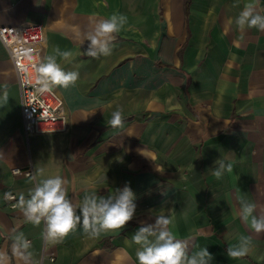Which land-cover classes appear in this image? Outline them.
Segmentation results:
<instances>
[{"label": "crops", "instance_id": "0c3cea01", "mask_svg": "<svg viewBox=\"0 0 264 264\" xmlns=\"http://www.w3.org/2000/svg\"><path fill=\"white\" fill-rule=\"evenodd\" d=\"M251 2L191 0L185 18L183 0H0V26L40 24L41 63L59 47L73 55L57 63L79 73L74 85L54 87L66 129L26 137L17 77L0 42V264H139L132 235L153 222L150 211L172 219L190 254L208 248L212 264H264V232L241 219L237 200L264 214V31L235 23ZM256 11L264 15V0ZM113 14L127 23L111 54L83 55L86 34ZM117 108L123 125L114 128ZM218 159L233 166L220 179L211 170ZM14 167L60 176L73 203L128 184L136 215L98 237L78 225L50 243L43 221L35 226L7 205L6 192L17 202L35 187ZM241 237L251 238L249 253L229 258L227 247Z\"/></svg>", "mask_w": 264, "mask_h": 264}, {"label": "clouds", "instance_id": "9594fccd", "mask_svg": "<svg viewBox=\"0 0 264 264\" xmlns=\"http://www.w3.org/2000/svg\"><path fill=\"white\" fill-rule=\"evenodd\" d=\"M256 2L248 3L235 20L240 30L256 28L264 31V15L256 11ZM127 23V17L113 14L110 18L95 23L92 31L86 34L88 45L83 55L97 58L100 55H110L113 41L116 39L123 26ZM54 55L45 58L38 67L37 83L41 85L40 91L47 92L55 86L68 88L79 79L77 71H64L57 57L70 60L71 51H61L59 47ZM3 100H8V93H3ZM112 127H122V109L117 108L111 114L109 121ZM212 168V175L220 179L225 171L231 172V163H225L218 159ZM43 169H37L29 173L35 187L28 193V198L23 194L13 207H17L23 213L25 220L35 226L43 221L45 228L44 239L56 244L63 241L70 232L82 226L90 237H98L102 232L117 230L126 227L131 222L137 210L136 194L128 184L123 188H115L107 195H98L96 192L86 193L79 203H73L68 197L64 187L65 181L60 176L40 179ZM6 200L14 199L11 193L4 194ZM240 204V217L250 225L256 233L264 232V214L254 215L257 206L248 202L241 196H237ZM153 222L140 223L136 232L132 235L135 244L140 245L136 252L139 264H212L214 256L208 248H201L194 254L189 253L188 242L176 239L170 230L172 219L166 215L152 216ZM154 218V219H153ZM18 241H23L24 247L29 243L24 240L23 234L17 236ZM250 237H241L238 244L230 245L226 249L229 258H242L249 253Z\"/></svg>", "mask_w": 264, "mask_h": 264}, {"label": "built area", "instance_id": "2783aa9c", "mask_svg": "<svg viewBox=\"0 0 264 264\" xmlns=\"http://www.w3.org/2000/svg\"><path fill=\"white\" fill-rule=\"evenodd\" d=\"M0 42L6 48L17 77L20 113L26 137L60 132L66 129L64 103L54 87L40 91L37 83L38 67L45 45L43 26L28 23L19 26H0ZM13 174L32 173L30 168H12ZM12 194V193H11ZM6 200L9 208H15L17 198Z\"/></svg>", "mask_w": 264, "mask_h": 264}, {"label": "trees", "instance_id": "16d2710c", "mask_svg": "<svg viewBox=\"0 0 264 264\" xmlns=\"http://www.w3.org/2000/svg\"><path fill=\"white\" fill-rule=\"evenodd\" d=\"M190 1L191 0H183V12H184L185 18H187L188 16Z\"/></svg>", "mask_w": 264, "mask_h": 264}]
</instances>
